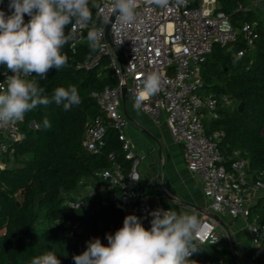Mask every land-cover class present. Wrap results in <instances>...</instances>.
Segmentation results:
<instances>
[{"label":"trees","instance_id":"obj_1","mask_svg":"<svg viewBox=\"0 0 264 264\" xmlns=\"http://www.w3.org/2000/svg\"><path fill=\"white\" fill-rule=\"evenodd\" d=\"M240 2L247 7L238 9ZM97 3L92 0L89 6L95 24L99 25ZM249 3L250 0H219L218 10L230 13L235 25L256 22L255 35L252 43L242 33L233 41L216 43L202 63L204 87L213 94L225 93L236 102L233 107L222 109L219 118L204 114L203 121L209 130H224L220 148L225 157L231 150L240 149L249 161L250 170L261 173L264 179V6ZM8 4L9 0H0V10L10 15ZM24 19L27 23L31 17L25 14ZM71 28L69 25L66 33ZM89 30H85L84 39L75 46H71L72 41L64 46L62 52L68 63L63 69H51L46 79L35 73L28 77L50 99L55 89L75 86L81 103L65 111L62 105L53 102L25 114L21 122L25 136L13 144L15 161L0 167V264H30L34 257L47 252H54L61 264H75L73 257L86 251L88 243L59 235L61 226L57 220L79 219L87 230L102 231L107 238L109 233L114 235L122 228L126 216L131 215L114 202L103 204L101 195L92 198L88 210L67 202L79 197L71 193L96 169L109 167L117 160L128 171L132 163L112 126L105 133L100 153L90 152L83 145L87 121L101 113L92 92L115 86L119 81L107 54L93 62L100 49L89 48ZM241 50L243 54L239 53ZM236 54L240 57L234 63ZM240 102L244 103L242 110ZM45 118L51 128H44ZM249 219L264 223V193L250 205ZM151 221L141 219L145 228H151ZM102 243L107 245L105 241ZM196 247L189 264H219L232 257L231 250L217 246L216 242L198 243Z\"/></svg>","mask_w":264,"mask_h":264},{"label":"built area","instance_id":"obj_2","mask_svg":"<svg viewBox=\"0 0 264 264\" xmlns=\"http://www.w3.org/2000/svg\"><path fill=\"white\" fill-rule=\"evenodd\" d=\"M97 1L100 24L96 25L92 19L88 26H78L77 39L72 41L71 46L84 39L85 30L95 28L100 33L102 47L93 62L102 54H107L109 65L119 81L115 86L92 92L101 113L87 121L83 145L90 152L100 153L105 145V133L112 126L122 140L126 158L132 160L128 171L124 170L120 161L115 160L111 166L93 172L92 175L102 179L106 186L102 203L114 202L117 207L138 216L140 220L153 219L152 213L156 210L167 211L160 203L152 201L139 186L141 157L136 154L127 134L129 119L122 106V86L127 84V100L134 104L140 82L147 74L157 71L165 81L164 87L146 101L141 110L154 119L161 111L167 113L170 131L174 139L182 144L188 167L201 178L204 193L214 212L242 218L252 242L259 245L264 241V223L249 219V198L253 191L264 190V179L261 173L250 170L249 161L240 149L231 150L225 157L220 148L224 130H209L205 125L204 114L219 118L222 109L233 107L236 102L225 93L213 94L204 87L202 67L216 43L233 41L240 33L252 43L256 22L235 25L230 13L218 10L219 0H185L183 4L169 0L166 7L141 0L137 20L130 25L117 24L114 28L119 13L111 20L112 0ZM261 2L263 0H250L249 6ZM244 7L247 6L240 2L238 9ZM108 21H111V38L118 52L106 39L105 26ZM239 53L243 54V50ZM9 75L13 73L7 70L6 65H0V90L6 88ZM23 120L0 125V167L15 161L13 144L25 136L21 128ZM110 156L114 157V154ZM67 202L72 207L88 210L92 198L79 196ZM200 222L201 232L193 244L217 242L220 235L216 222L210 218H203ZM56 223L61 226L59 235L65 238L85 243L99 238L108 244L102 231L87 230L79 219L63 218ZM223 263L219 261V264ZM236 264L248 263L237 259Z\"/></svg>","mask_w":264,"mask_h":264},{"label":"clouds","instance_id":"obj_3","mask_svg":"<svg viewBox=\"0 0 264 264\" xmlns=\"http://www.w3.org/2000/svg\"><path fill=\"white\" fill-rule=\"evenodd\" d=\"M185 0H177L183 4ZM141 0H112L111 10L119 13L114 28L130 25L137 20ZM159 7L169 0H147ZM90 0H9L11 14L0 10V65H6L13 75L7 76L6 88L0 90V125L24 119L25 114L39 105H62L65 111L81 103L75 86L59 87L50 98L43 96V88L28 79L35 73L46 79L49 71L63 69L68 57L62 49L77 39V27H86L93 19ZM95 6V5H94ZM25 14L31 19L25 23ZM72 25L66 33V28ZM113 28V29H114ZM89 48L100 49L101 36L95 28L87 34ZM240 57H233L235 63ZM162 75L153 71L140 82L133 108L140 111L145 102L164 87ZM45 129L50 121H43ZM151 228H145L134 214L126 216L123 227L107 235L108 244L99 238L89 241L87 250L73 257L75 264H189V257L197 251L193 241L201 232L196 215L177 214L170 210L152 213ZM30 264H61L54 252L34 257Z\"/></svg>","mask_w":264,"mask_h":264},{"label":"crops","instance_id":"obj_4","mask_svg":"<svg viewBox=\"0 0 264 264\" xmlns=\"http://www.w3.org/2000/svg\"><path fill=\"white\" fill-rule=\"evenodd\" d=\"M126 115L129 119L127 134L141 157L138 169L142 191L166 210L215 221L220 235L216 245L232 251V257L223 264H236L237 259L248 264H264V241L255 245L242 218L229 213L217 214L210 206L201 178L188 167L183 146L170 131L167 113L161 111L154 119L143 110L136 111L133 102L128 101ZM102 187L106 192L104 181L91 175L82 179L80 188L71 194L90 196L91 189ZM263 193L264 190L253 191L249 202L254 203Z\"/></svg>","mask_w":264,"mask_h":264},{"label":"water","instance_id":"obj_5","mask_svg":"<svg viewBox=\"0 0 264 264\" xmlns=\"http://www.w3.org/2000/svg\"><path fill=\"white\" fill-rule=\"evenodd\" d=\"M117 13H113L112 14L111 20L114 19L115 15ZM110 27H111V21H108L106 26H105L106 39L109 41V43H110L111 47L113 48V50L115 52H118L117 47L115 46V44L113 43L112 38H111ZM127 93H128V86H127V84H125V85L122 86V106H123V110H124L125 114H127V102H128V100H127L128 99V94ZM243 106H244V103L240 102L239 103V109L242 110Z\"/></svg>","mask_w":264,"mask_h":264},{"label":"rangeland","instance_id":"obj_6","mask_svg":"<svg viewBox=\"0 0 264 264\" xmlns=\"http://www.w3.org/2000/svg\"><path fill=\"white\" fill-rule=\"evenodd\" d=\"M259 5L262 7L264 6L263 3H259ZM105 192V188L102 187L101 189H97V190H94V189H91V192L89 193V197L91 198H97L98 196H100L101 194H103Z\"/></svg>","mask_w":264,"mask_h":264}]
</instances>
